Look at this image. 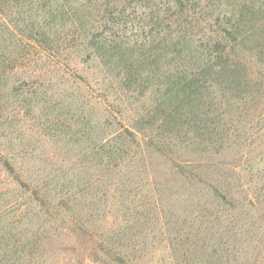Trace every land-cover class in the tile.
<instances>
[{
	"label": "rangeland",
	"instance_id": "rangeland-1",
	"mask_svg": "<svg viewBox=\"0 0 264 264\" xmlns=\"http://www.w3.org/2000/svg\"><path fill=\"white\" fill-rule=\"evenodd\" d=\"M131 1L107 35L152 40L172 15L201 58L224 41L234 65L225 71L215 59L180 141L170 137L165 156L150 157L143 134L155 120L144 113L154 95L115 94L73 47L80 22L62 20L48 1L1 2L11 27L0 19V54L20 61L0 68V154L28 184L0 164V264H264V0H190L188 15L175 0ZM241 13L257 30L242 39L232 33ZM142 118L151 119L145 130ZM120 122L134 125L139 147L115 136ZM167 154L188 165L183 178ZM36 185L50 210L32 197Z\"/></svg>",
	"mask_w": 264,
	"mask_h": 264
},
{
	"label": "trees",
	"instance_id": "trees-1",
	"mask_svg": "<svg viewBox=\"0 0 264 264\" xmlns=\"http://www.w3.org/2000/svg\"><path fill=\"white\" fill-rule=\"evenodd\" d=\"M7 1L18 4L24 0H0V3ZM43 1H48L49 4L55 7L56 12L63 15L62 20L70 16L72 21L80 22V25L76 22L74 23L81 32V36L80 42L73 41V47L77 52L79 50L88 56V60L86 57L89 65L87 69L90 67L92 71L93 67H96L104 73V77L108 80V85L114 87L115 94L121 98L125 96L127 98L131 97L130 99H134L133 97L138 99V97L145 98L147 92L150 91L151 94L156 96H153L152 104L150 103L151 105L146 108L144 113L146 116V112L149 114L150 111L151 118L155 120L152 133L143 134L144 139L150 143L146 142L148 144L146 145L147 149L152 146L155 147L149 151L150 157L152 156L151 152L154 150H158L165 156L167 149L166 140H169L170 137L173 140H179L181 133H184L186 127L185 119L194 112L196 101L205 95V87L211 78V72H215L219 66L215 64V59H218L220 66L224 67L225 71L232 69L231 67L234 65L229 55L232 48H229V50L224 41H214V52H217L216 55L211 57V55L204 54L203 58H201L199 50L195 46L196 40L183 33L180 29V21L183 19L172 17V15H170L169 20L160 23L162 29L165 30L167 28V32L159 34L158 37L152 40L130 41L116 35H107L108 32L115 30L117 23L119 26L120 23H124L121 19L122 13H119V10L121 8L124 10V8L132 4L131 2L133 1L131 0ZM175 1V6L180 9L181 15H188L194 8L196 9L195 4L190 0ZM1 13L2 10H0V19L3 20L2 25L7 28L11 27ZM123 13L125 12L123 11ZM87 22H89V25ZM252 22L251 18L246 17L242 13L239 14L236 25L233 26L235 31L232 33L241 39L246 33H251L250 35L253 33L254 35L257 30H254ZM229 30V28H226L223 33L228 34L231 32ZM223 38L227 40L226 37ZM19 61H14L10 57L0 54V68H13ZM86 61L81 62L84 64ZM200 63H202V66ZM76 64L74 63V65ZM16 68L19 67L17 66ZM106 89L108 88L106 87ZM106 94L108 95V93ZM128 105L129 103L126 106L118 103L114 107L118 108V113L122 111L128 113L129 109H126ZM110 110L113 112L112 109ZM141 120L137 124L145 130L151 119L143 121L142 118ZM108 123H110L109 117ZM120 124L123 127L115 136L118 137L121 143H124L123 146L126 145L128 147L129 144L132 147V144H136L139 147L138 138L133 132L134 125L131 122H120ZM159 131L164 134L159 133ZM135 132L140 134L136 130ZM154 134H158L163 141H156ZM177 144L175 142L172 145L176 146ZM110 145L108 139H105V149L108 148L109 153L119 152L113 150ZM130 151L136 156L133 150L130 149ZM144 155L143 153L144 165L148 168ZM166 158V162L169 160L172 162L170 166L172 176L177 179L179 177L183 178L188 165L169 156V154L166 155ZM0 164L3 166L6 177L12 178L21 186H27L28 183L24 181L21 172L16 170V167L4 154H0ZM0 176H2V173ZM112 178H119L118 174H115ZM41 190L42 187L36 185L30 193L41 206H45L46 210H50L47 204L49 197L46 193L41 195ZM61 205L63 206L62 209H66V213L71 208L67 198L61 202ZM109 257L111 258L112 256Z\"/></svg>",
	"mask_w": 264,
	"mask_h": 264
}]
</instances>
